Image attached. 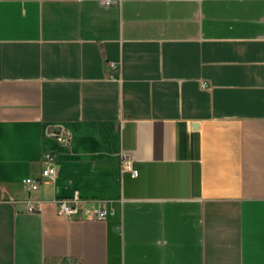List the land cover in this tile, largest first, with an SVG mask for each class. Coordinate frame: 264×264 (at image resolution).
<instances>
[{
  "label": "crops",
  "instance_id": "0c3cea01",
  "mask_svg": "<svg viewBox=\"0 0 264 264\" xmlns=\"http://www.w3.org/2000/svg\"><path fill=\"white\" fill-rule=\"evenodd\" d=\"M0 264H264V0H0Z\"/></svg>",
  "mask_w": 264,
  "mask_h": 264
},
{
  "label": "built area",
  "instance_id": "2783aa9c",
  "mask_svg": "<svg viewBox=\"0 0 264 264\" xmlns=\"http://www.w3.org/2000/svg\"><path fill=\"white\" fill-rule=\"evenodd\" d=\"M111 68H116V65L111 64ZM63 144L68 143L70 139L69 132L63 130L58 137ZM45 161L53 164L56 161V156L47 154L44 157ZM121 172L129 173L132 178L138 176V171L134 167V159L131 155L123 153L121 155ZM56 175V170L53 166H49L42 170L41 177L38 179L26 178L22 183L24 188L29 192H35L40 189L43 183L53 181ZM57 213L62 217L79 220H97L107 221L109 218L117 214L116 207L110 202L102 199H84L75 194L70 198H59L55 201ZM28 212H38V208L27 203Z\"/></svg>",
  "mask_w": 264,
  "mask_h": 264
}]
</instances>
